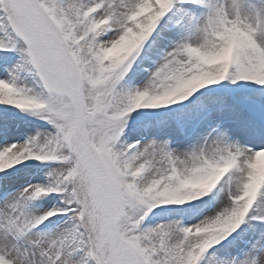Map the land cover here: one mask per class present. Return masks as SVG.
<instances>
[{"label":"snow or ice","instance_id":"6c2138e0","mask_svg":"<svg viewBox=\"0 0 264 264\" xmlns=\"http://www.w3.org/2000/svg\"><path fill=\"white\" fill-rule=\"evenodd\" d=\"M0 264H264V0H0Z\"/></svg>","mask_w":264,"mask_h":264}]
</instances>
